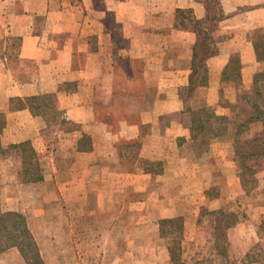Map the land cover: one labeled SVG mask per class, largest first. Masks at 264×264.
<instances>
[{
    "label": "crops",
    "instance_id": "0c3cea01",
    "mask_svg": "<svg viewBox=\"0 0 264 264\" xmlns=\"http://www.w3.org/2000/svg\"><path fill=\"white\" fill-rule=\"evenodd\" d=\"M221 5L219 34L235 33L237 46L220 42L218 54L207 60L205 84L188 93L197 34L180 25L177 10L203 20L202 0H0L1 145L28 142L43 156L37 178L25 180L20 149L15 164L0 153V211L27 218L31 209L44 212L48 202L60 199L66 213L92 216L106 244L119 238L121 245L141 246L149 230L158 237L160 220L174 215L177 197L201 192L206 181L223 174L233 146L220 137L237 119L233 109L253 91L263 64L254 44L264 30V0ZM12 37L18 40L13 51L6 42ZM234 51L241 64L238 76L228 78ZM45 102L59 115L55 124L45 119ZM212 119L223 120L222 127ZM197 123L206 127L199 133L211 135L205 143L192 136ZM245 127L250 137L264 128L260 120ZM127 144L139 147L132 161L125 159ZM143 160L159 168L147 169ZM226 188L223 182L221 190ZM133 212L139 215L134 223L117 225V217ZM257 218H264L262 205L229 235L238 231L242 241L249 232L259 240ZM10 253L25 261L15 246L0 259ZM160 254L168 259L167 248Z\"/></svg>",
    "mask_w": 264,
    "mask_h": 264
},
{
    "label": "rangeland",
    "instance_id": "374dc122",
    "mask_svg": "<svg viewBox=\"0 0 264 264\" xmlns=\"http://www.w3.org/2000/svg\"><path fill=\"white\" fill-rule=\"evenodd\" d=\"M208 3L209 5L211 3L212 8L209 17H219L221 14L224 17L221 0H211ZM177 17H179L180 22L182 21L181 23H185L188 26L195 25L193 15L187 10L177 12ZM210 31L217 50L216 54L210 57L218 54L220 42H228L226 47L229 49L237 46V42L233 41L235 33H231L232 35L229 33L219 34L217 26H211ZM257 36L259 37L257 41L264 42V30L259 31ZM6 42L12 46L13 51L14 47L17 46L18 40L12 37ZM2 47L1 45V49ZM203 47L204 44L202 43L198 49V59L203 56ZM236 54L239 59L234 64L235 66L237 64L240 65L241 59L236 51L229 54L227 63L233 57L235 58ZM210 57L204 58L199 63V65L204 63V67L199 69L194 78L195 82L201 81V78L205 74L204 68H207V60ZM259 61H262L263 64L261 70L257 72H263L264 59ZM226 72H231V69H228ZM261 84L264 92V81ZM199 85L201 84L197 86ZM248 105L244 102V104L239 103L234 107L233 110L238 115L237 119L235 116L233 125L229 128L228 133L220 137L223 140L230 141L233 146L232 152L227 156L226 163L223 166V174L206 181L203 191L179 196L175 200V213L172 217L180 216L184 224L181 235L177 230L175 231V237L180 241V246H178L180 248L177 249L179 264H264V218H257V222L255 223L257 233L260 235L259 240L256 237L252 238L249 232H246L243 236L245 238L241 241L238 231H234L229 235V228L227 230L228 255L222 257L218 254L214 243L215 216L210 214L211 210L223 208L224 210L237 213L238 222H240L247 218V212H253L254 208L260 205L264 206V156H250L247 153L252 150L253 144L246 142V140L252 137H250V132L247 131L246 125L240 127L241 119H245L249 114L250 107ZM43 109L46 112L45 119L48 122L50 121L52 124H55L56 121L60 120L59 115L55 113L53 108L49 109L47 107V103ZM197 115L207 117L205 112H199ZM212 120L216 122V127H222L223 122L217 119ZM239 127L241 128L240 132ZM260 134H263L264 142V128L260 131ZM198 136L201 138L199 140L205 143L204 140L211 135L200 133ZM53 143H56L55 139ZM200 146L194 147L192 149L193 152L197 154ZM122 148L126 160L132 161L137 158L139 147L136 144L123 145ZM237 148L240 151L243 150V153L237 154ZM5 154L15 164V161L18 159L15 156V149L8 148ZM24 155L26 163L21 167L22 175L25 176L24 169L26 168L28 173L35 172L38 174V171H40L39 161L42 164L43 156L31 154L28 151ZM143 161L146 163L145 160ZM152 163L153 161L150 162V167L153 169L159 168ZM232 178H234V181ZM223 182H226V185H228L226 191L221 190ZM47 204L48 208L44 212H38L35 207L26 215L28 220H30L31 232L38 244L39 252L45 264H173L168 250V245L172 243L171 237L173 236L172 233H168V230L171 228H166L165 234L161 235L159 233V236L154 239L151 238V230H149L147 243L141 246L127 247L123 244L121 245V239L119 238H116L118 244L109 245L106 244L107 237L104 235V231L92 227V216L88 217L82 214L83 211L81 212V210L77 213L75 209L72 213H66L65 206L61 205L60 199H52ZM138 216L135 212L130 215L119 216L116 223L117 225L121 223L128 225L131 222L134 223ZM102 221H105V219H102ZM7 225L9 224L7 223ZM63 226H67L68 229L63 228ZM234 226L231 228H234ZM4 230L5 227L0 225V245L15 241L14 237L9 238L6 235L7 232ZM97 233L98 235H96ZM116 233L118 235V231ZM162 248H167L168 259L161 258L160 250ZM25 249L27 248L25 247ZM125 251H128V253L124 254ZM28 254L30 255V252ZM141 258L146 261H140ZM0 264L28 263L26 259L25 261L21 260V258L17 259V257L10 253L5 260L0 259Z\"/></svg>",
    "mask_w": 264,
    "mask_h": 264
},
{
    "label": "trees",
    "instance_id": "16d2710c",
    "mask_svg": "<svg viewBox=\"0 0 264 264\" xmlns=\"http://www.w3.org/2000/svg\"><path fill=\"white\" fill-rule=\"evenodd\" d=\"M202 1L205 4L206 17L203 20L193 19L195 25H193L192 27L197 34V40H196L194 55H193V74L190 79L188 93H192L195 86H197L198 84H205L206 82V72H207L206 67L204 68L205 74L201 78V81L195 82L194 78L199 72V69L201 67H204V63L200 65L199 63H201L204 60V58L210 57L216 54L217 52L214 39L210 35V32H211L210 30H211V26H217V22L223 18L222 14L219 17H215V16L209 17V14L212 8H211V3L209 5L208 2L211 0H202ZM183 11L184 10H181V9L177 10V12H183ZM187 11L191 12L190 10H187ZM181 22H180L181 26L183 27L187 26L185 23H181ZM202 43L204 44L203 56L198 59V49L200 48ZM254 47L256 50L257 59L258 60L264 59V42L257 41L255 42ZM238 59L239 58L237 54L235 55V58L233 57L232 59H230L227 66L229 70L231 69V72L227 73L225 71V77L236 78L238 76L240 65L237 64L235 66L234 64L238 62ZM230 63H233L231 64L232 67ZM262 81H264V71L256 72L254 76L253 91L251 93L243 94L241 96L243 102H245L246 105L249 104L248 106L250 107V111H249L248 116L243 120V123H240V127H244V125H247V123L253 120H260L263 122V125H264V92L261 88ZM35 105H36L35 110H38L40 108V105L38 104H35ZM205 113L207 115V118L210 117V114L208 112H205ZM198 117L200 118L201 116L199 115ZM199 118H197V120ZM221 122H223V120H221ZM4 125H5V118H4L3 113L0 112V135H1V131ZM240 127H239V132L241 131ZM205 128L206 127L204 124L197 123V125L194 127L195 132H193L192 136H195V137L198 136V134H200L199 132L204 131ZM205 134L206 133H204V135ZM246 142L253 144L252 150L247 152L250 156H259V155L264 156L263 134H259V135L252 137L251 139H247ZM8 148L9 149L10 148L20 149L23 155L22 157L23 162H25L24 154H26L27 151L28 153L34 154V151L30 148V145L28 142H24L21 144H12V145H9L7 149ZM7 149L1 145V140H0V153H5ZM236 152L237 154H241L243 153V150L240 151L237 148ZM145 162L147 164L146 168L150 169V166H149L150 162L147 160H145ZM152 164L159 167L158 162H153ZM24 173H25V176H24L25 180H35L37 178V173L35 172L28 173L27 168L24 169ZM210 214L215 216V219H214L215 226H214V233H213L215 247L219 255H221L222 257H226L228 255L227 230L238 223L239 220L237 218V213H235L234 211L224 210L223 208H218L215 210H211ZM7 223L9 225H7ZM159 224H160V234L161 235L165 234V232L167 231L166 228H171L170 229L171 231L168 230V233L173 234V236L171 237L172 243L168 245V250L170 253V260L173 264H179V253H177V249L180 248L178 247L180 246V241L179 239H176L175 231L177 230V232H179L180 235L183 233V227H184L183 219L180 216L164 218L160 220ZM0 225L5 227V230L7 232L6 235L9 238L11 237L15 238V241L6 242L3 245H0V253L5 251L9 247L16 246L20 250L23 257L26 259L28 264H45L39 252L38 245L32 233L27 228V224H26V221L23 215L16 213V212H1L0 211ZM25 247L27 249H25ZM29 252H30V255L28 254Z\"/></svg>",
    "mask_w": 264,
    "mask_h": 264
}]
</instances>
